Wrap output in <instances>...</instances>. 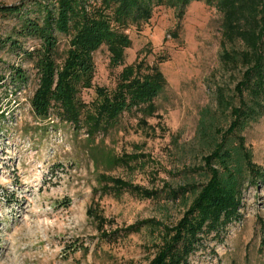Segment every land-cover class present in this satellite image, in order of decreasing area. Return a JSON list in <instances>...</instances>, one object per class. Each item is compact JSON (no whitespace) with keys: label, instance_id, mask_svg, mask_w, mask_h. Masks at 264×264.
Listing matches in <instances>:
<instances>
[{"label":"rangeland","instance_id":"374dc122","mask_svg":"<svg viewBox=\"0 0 264 264\" xmlns=\"http://www.w3.org/2000/svg\"><path fill=\"white\" fill-rule=\"evenodd\" d=\"M27 3L0 0V6ZM221 22V13L203 1L183 13L153 6L148 20L123 28L129 46L121 64H111L106 45L91 54V86L76 87L84 105L78 121L56 105L46 117L34 113L40 77L24 51L36 41L18 38L19 49L0 52L7 77L10 66L27 76L14 94L0 88V264L151 262L165 228L177 224L207 181L203 157L221 141L232 121L230 105L238 102L235 86L244 69L221 57L241 45H223ZM17 27V19L0 18L2 35L15 37ZM73 35L57 34L58 67ZM131 66L141 75L152 66L162 73L155 113L127 110L114 125L90 130L85 115L99 99L96 89L112 93ZM237 135L264 171V115L228 138L235 145ZM240 179V220L204 235L187 264H264V179L251 183L245 169Z\"/></svg>","mask_w":264,"mask_h":264},{"label":"trees","instance_id":"16d2710c","mask_svg":"<svg viewBox=\"0 0 264 264\" xmlns=\"http://www.w3.org/2000/svg\"><path fill=\"white\" fill-rule=\"evenodd\" d=\"M192 1H203L221 13L223 45H241L238 51L225 49L221 58L227 64L240 65L244 71L235 86L238 102L230 105V126L213 151L203 157L208 179L177 224L165 228V243L149 264H187L204 235L217 234L240 220L243 170L251 176V183L264 179V171L253 163L243 137L237 135L236 145L228 139L264 115V0H99V5H93L91 0H29L27 4L0 6V18H15L18 22L13 30L15 37L0 33V52L6 48L19 49L18 38L37 42L31 51H24L40 77V87L31 99L34 113L46 117L56 105L78 121L84 105L75 98L76 87L79 83L91 86L94 71L91 54L106 45L111 64H121L123 50L129 46L123 28L148 20L153 6L167 5L183 13ZM71 30L74 35L66 58L62 67H58L57 34L67 35ZM3 64L0 57V88L9 91L8 96L20 89L27 76L21 67L10 66L7 77L2 72ZM164 84L157 66H152L145 75L132 66L125 68L115 91L96 89L99 99L85 115L90 130L114 125L123 112L131 109L152 116L156 111L153 101Z\"/></svg>","mask_w":264,"mask_h":264}]
</instances>
